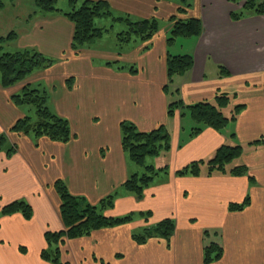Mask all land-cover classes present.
Listing matches in <instances>:
<instances>
[{
    "label": "crops",
    "instance_id": "0c3cea01",
    "mask_svg": "<svg viewBox=\"0 0 264 264\" xmlns=\"http://www.w3.org/2000/svg\"><path fill=\"white\" fill-rule=\"evenodd\" d=\"M83 1L76 0V6ZM105 1L111 15L94 23L107 32L78 54L71 50L73 23L56 12L30 17L32 10L19 17L17 38L5 45L16 51L33 49L57 62L10 87L0 84V132L15 147L11 156L0 152V209L22 199L33 210L28 220L20 213L0 214V264H51L41 259L40 251L46 231L64 228L53 186L57 179L72 195L91 204L114 194L109 215L139 213L132 222L66 240L63 264H204L207 240L223 248L220 259L209 264H264V14L232 19V12L242 5L233 0H191L185 13L178 10L179 0ZM60 4L67 7H59L62 12L71 9L68 0H58L57 7ZM173 17L198 18L200 34L178 37L168 45ZM115 18L156 19L161 25L150 39L135 38L120 49L116 35L126 25ZM110 34L115 43L106 45L104 37ZM182 54L192 56V67L174 77L165 92L167 57ZM25 84L47 91V106L67 119L71 140L62 143L9 131L23 116L10 97ZM220 93L234 96L233 107L243 106L221 130L205 126L192 135L195 123L184 109L167 114L170 101L187 106L212 101ZM122 121L141 131L164 125L170 137L169 150L156 157L167 165V175L154 181L141 199L122 187L141 171L122 149ZM222 144L243 148L227 172L208 175L203 164L198 176L176 175L192 162L208 160ZM236 165L246 166L247 174H229ZM246 196L250 198L246 207L228 209L229 203H240ZM142 213H148L150 225L173 219L169 241L158 237L143 244L134 241Z\"/></svg>",
    "mask_w": 264,
    "mask_h": 264
},
{
    "label": "trees",
    "instance_id": "16d2710c",
    "mask_svg": "<svg viewBox=\"0 0 264 264\" xmlns=\"http://www.w3.org/2000/svg\"><path fill=\"white\" fill-rule=\"evenodd\" d=\"M179 12L185 13L191 7V0H179ZM242 1L239 10L232 12V19H239L245 15L264 14V0H233ZM58 0H35V10L30 15L36 13H63L74 25L71 50L78 54L81 49L95 43L101 39L107 29L95 26V19L111 15L109 6L105 0H84L78 7L76 0H68L70 10L62 12L57 7ZM4 7L3 0H0V9ZM115 21L123 22L126 29L116 35L117 44L121 49L135 38L142 41L150 39L159 28L156 19H144L131 21L124 18H115ZM172 26L167 36V44H172L178 37H189L199 35L201 32V22L196 17L177 18L173 17ZM17 38L15 31L0 36V84L2 87H10L25 78L37 69L49 67L54 60L49 59L36 50L23 49L18 51H5L6 44ZM193 58L189 54L168 55L167 57V84L163 90L169 91V86L176 76L185 75L192 67ZM70 79L67 80L69 82ZM264 90V82H263ZM234 96L227 94H216L212 101H201L187 106H180L179 101H170L167 107V114L173 116L176 110L187 113L195 123L191 134H197L202 127H211L215 130L223 129L229 122L236 119L242 105H234L230 117L225 116L223 109L228 106ZM11 102L20 107L31 105L35 108L36 119L29 116H22L17 119L9 128L10 132L24 135H32L34 138L47 137L52 141L68 142L73 138L67 119L53 113L47 106L48 93L44 88H32L31 84H25L19 92L10 97ZM121 146L128 155L131 162L141 168L140 172L132 174L122 184V187L133 194L137 199H141L157 177L167 175V167L156 169L153 165L146 163L147 158L159 154L161 149L169 148V134L164 125L150 131L139 130L132 122L122 121L120 123ZM6 152L11 156L15 147L9 145L7 135L0 132V152ZM243 152L239 144H222L213 155L206 161L199 160L190 163L183 169L177 170L176 175L190 174L198 176L201 165L207 166V174L213 172L225 173L227 166ZM228 173L234 176L247 174L248 168L244 165H236L228 169ZM54 189L59 195V212L64 228L58 231H46L44 233L45 247L40 251V257L51 264H63L60 261L61 249L66 240L76 239L90 235L93 231L114 227L133 221V214L109 215L107 211L114 207V194L101 199L96 204L89 203L81 196L72 195L62 180L57 179ZM250 198L246 196L242 202H231L228 209L231 211L241 210L249 204ZM20 213L24 219L32 217L33 210L25 200H15L0 209L1 215H11ZM144 220H148V213L141 214ZM174 221L172 218H165L154 225L141 227L139 232H134L132 238L137 244H143L151 237H158L169 241L174 231ZM204 236L207 239L209 232L206 230ZM23 251V250H22ZM222 246L215 241H205L203 247V263L209 264L220 259Z\"/></svg>",
    "mask_w": 264,
    "mask_h": 264
},
{
    "label": "rangeland",
    "instance_id": "374dc122",
    "mask_svg": "<svg viewBox=\"0 0 264 264\" xmlns=\"http://www.w3.org/2000/svg\"><path fill=\"white\" fill-rule=\"evenodd\" d=\"M3 2H4V7L0 9V36L8 34L10 31L16 32V28L20 26L19 17H26L32 10H35V3H34L35 0H12V2L11 0H3ZM59 7L60 8L64 7V9L67 8L65 4L64 5L60 4L58 5V8ZM158 24L161 25V21L158 20ZM111 34L109 36L104 37V38H107L103 41L104 44L113 45L115 43L114 35H111ZM4 50L9 51V52L16 51L15 48H11L9 46L4 47ZM47 58L54 60L52 64H55L57 62L55 58H52V57H47ZM31 87L38 88L37 85L35 84L31 85ZM48 104H49V101H48ZM228 106L230 107L226 111H223V113L225 114V116L230 117L231 114L233 113L232 112L233 110L232 101L228 104ZM19 110L23 114V116H29L30 118H32V120L36 119V112L33 106L31 105L20 106ZM168 143L170 145V137L168 139ZM169 148L161 149L158 155L148 158L146 163L149 165H153L156 169L167 167V165L165 164H159L158 161H156L157 159L156 157L161 155L163 152L168 151ZM160 161H163V160H160ZM164 178L165 176L162 175L160 177H157L154 181L156 182L157 180L161 181ZM136 215L139 216V213L134 212L133 217L136 218L137 217ZM146 218L148 219L149 217L146 216ZM148 226H150V224L148 223V220H143L141 225L138 228L148 227ZM138 228L136 227L135 229L139 232L140 230ZM60 261L62 262L61 258H60Z\"/></svg>",
    "mask_w": 264,
    "mask_h": 264
}]
</instances>
